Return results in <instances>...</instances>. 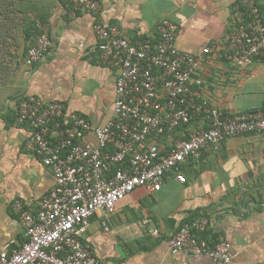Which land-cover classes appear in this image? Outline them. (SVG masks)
I'll return each mask as SVG.
<instances>
[{
	"label": "crops",
	"instance_id": "0c3cea01",
	"mask_svg": "<svg viewBox=\"0 0 264 264\" xmlns=\"http://www.w3.org/2000/svg\"><path fill=\"white\" fill-rule=\"evenodd\" d=\"M100 2L102 9L94 14L74 12L63 0H35L36 14L46 16L50 25V51L35 66L25 64L24 42L16 46L10 40L0 54V253L19 248L25 240L13 203L27 201L36 211L55 186L52 168L27 147L33 127L18 119L21 99L34 95L60 101L94 125L113 116L119 73L97 49L98 18L134 43L158 39L165 20L177 23V46L200 58L193 78L202 82L191 84L198 100L229 114L258 113L263 107L264 60L239 67L223 56L240 0ZM256 2L264 11V0ZM206 46L217 47L203 54ZM202 124L194 121L182 134ZM87 138L96 142L93 133ZM160 142L170 147L169 138L162 136ZM183 172L185 183L171 177L158 191L137 187L119 201L109 231L102 226L101 212L92 217L86 240L102 264H218L207 254L173 253L168 247L184 222L202 216L209 219L204 234L210 241L231 242L233 257L226 264H264V134L229 136L218 149L188 159Z\"/></svg>",
	"mask_w": 264,
	"mask_h": 264
},
{
	"label": "built area",
	"instance_id": "2783aa9c",
	"mask_svg": "<svg viewBox=\"0 0 264 264\" xmlns=\"http://www.w3.org/2000/svg\"><path fill=\"white\" fill-rule=\"evenodd\" d=\"M74 12L99 14L100 0H63ZM236 26L229 35L223 56L239 67L264 60V14L256 0H240ZM177 23L159 25V38L134 43L103 17L97 19V49L103 61L118 70L112 118L92 124L60 101L46 102L34 95L21 99L18 119L30 123L33 132L27 147L55 175L52 192L36 211L29 202L13 203L25 228L19 248L0 253V264H102L87 243L91 219L102 213V226L110 230V217L117 204L137 187L154 192L170 177L185 183L183 164L208 149H218L229 136L264 134V104L258 113L229 114L198 100L192 89L199 55L176 44ZM49 23H39L25 64L35 66L50 51ZM217 46H206L211 54ZM202 116L208 127L187 137L172 132L193 117ZM168 131L167 149L157 137ZM93 133L96 142L88 140ZM209 225L206 216L184 222L167 241L171 252L207 254L218 264L232 260L227 239L216 242L203 236ZM154 235L158 232L153 231Z\"/></svg>",
	"mask_w": 264,
	"mask_h": 264
},
{
	"label": "trees",
	"instance_id": "16d2710c",
	"mask_svg": "<svg viewBox=\"0 0 264 264\" xmlns=\"http://www.w3.org/2000/svg\"><path fill=\"white\" fill-rule=\"evenodd\" d=\"M34 2L35 0H0V54L3 49L6 48V45L10 40L12 41L11 43L16 46L17 44H23L24 42V44H26V51L28 52L29 47L33 43V37L38 32V24L48 22L46 16L44 17L36 14L37 5L34 4ZM262 10L263 9L261 8V11ZM34 13L36 15L35 17L32 16ZM262 13L264 14V11H262ZM20 33H22L24 41L20 40ZM194 121L199 123L203 122V124L198 126L197 129L209 126L208 121L202 116L193 117L189 122L181 123L172 133L177 137H187L190 132L186 131V134H182V131L184 130L185 132L188 126ZM162 136L168 139V131H164L157 137L159 142L161 141ZM203 236L208 238V235L206 234H203Z\"/></svg>",
	"mask_w": 264,
	"mask_h": 264
}]
</instances>
